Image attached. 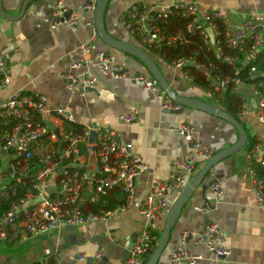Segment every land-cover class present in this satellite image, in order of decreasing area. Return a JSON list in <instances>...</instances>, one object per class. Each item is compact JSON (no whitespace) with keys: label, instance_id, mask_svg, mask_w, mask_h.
<instances>
[{"label":"crops","instance_id":"1","mask_svg":"<svg viewBox=\"0 0 264 264\" xmlns=\"http://www.w3.org/2000/svg\"><path fill=\"white\" fill-rule=\"evenodd\" d=\"M24 1L0 0V56L6 61L10 78V84L0 90V104L17 92L42 94L47 97L50 110L64 108L70 111L82 129L107 127L117 131L126 143L133 146V153L144 161L148 170L136 180L133 205L125 212L113 214L107 224L63 228L26 241L18 238L20 234L17 230L7 241L0 242V264H35L56 253L60 254V264H124L126 248L147 226L141 210L153 181L173 182L179 175V163L194 154L192 144L173 129L183 125L193 127L194 137L212 148L215 155L235 144L239 134L226 121L197 109L185 107L179 114L165 113L151 92L130 79L109 80L100 76L97 88L87 96L69 92L59 75L69 70L74 57L72 53L82 44H91L94 54L99 51L112 54L130 75L151 74L137 58L112 49L98 36L95 37V27L87 25L94 17L92 13H81L80 22L74 28H50L59 3L64 5L68 17L74 12H81L90 0H33L22 17L11 19L20 16ZM190 2L218 8L234 23L253 20L258 25L264 24V0H110L105 15L106 28L116 39L137 46L118 24L120 16L130 6L140 3L169 6ZM138 47L148 52L179 95L222 108L215 100L208 98L205 88L196 85L195 81L188 82L183 70L162 61L146 47ZM88 71L91 75L96 74L93 67ZM252 100L249 112L241 123L249 140L261 142L264 151V125L256 119ZM131 109L138 112L136 122L127 126L119 124L118 117ZM47 119L50 127H58L56 117L48 115ZM250 149L248 143L244 150L220 161L202 183L208 185L217 178L223 179L225 194L221 200H216L211 187L203 191L202 184L199 185L184 207L159 264H169L167 257L172 250L179 248L182 230L202 234L208 220L219 224L223 244L231 252L229 258L215 264H264V208L256 206V199L250 190ZM13 160L11 154L0 148V168L5 170L0 185L4 187L15 179L10 170ZM206 163H197V173ZM182 191L172 193V205ZM96 198L93 186H85L82 189L81 207L88 210ZM201 205H216L217 210L207 216L195 210L196 206ZM171 208L162 218L160 225L163 229ZM190 243L195 252L205 257L210 255L204 247H195L192 241ZM98 252L102 254L101 259L93 260ZM82 255H87L88 259L82 262ZM148 261L149 258L145 264Z\"/></svg>","mask_w":264,"mask_h":264},{"label":"built area","instance_id":"2","mask_svg":"<svg viewBox=\"0 0 264 264\" xmlns=\"http://www.w3.org/2000/svg\"><path fill=\"white\" fill-rule=\"evenodd\" d=\"M96 3L97 0H90L82 7L81 12H74L68 17L64 5L59 3L50 28L55 30L62 26L76 27L80 22L81 13L94 14ZM174 17L188 20L185 32L169 30V22ZM216 20L225 26L223 30L219 29ZM118 24L138 45L154 53L165 47L178 48L188 45L191 42L190 37L194 35L200 36L219 57L222 56L223 48L237 51V56H223V60L229 65H237L238 73L243 71L244 63L248 62L249 70L245 80L241 78L220 80L213 74L215 70L213 65L198 62L195 54L178 57L171 65L183 70L185 79L191 83L195 80L185 68L195 67L203 72L211 85L212 90L207 91L211 100H214V92L233 84L234 91L242 95L243 99L238 116L242 119L248 114L253 98L256 100L254 110L256 119L264 125V71H260L255 64L258 55L264 54V24L258 25L253 20L234 23L218 8L195 2L169 6L152 3L134 4L122 13ZM87 25L95 27L94 17ZM94 30L97 37L96 29ZM209 31L213 32V43ZM72 55L74 57L69 70L59 75L71 93L77 92L81 97L87 96L97 88L100 76L109 80L130 79L151 92L160 103L162 111L175 112L182 108L180 104L169 99L157 79L151 75H130L110 53L99 51L94 54L91 44H82ZM158 57L166 61L160 54ZM90 67L95 69V75L89 74ZM9 84L7 64L0 56V90ZM245 90L247 93H244ZM47 103V97L42 94L17 92L0 104V124L7 121L11 125L4 128L0 134V148L14 158L10 165L14 178H17L18 182L28 180L36 191L35 194H28L26 198L16 203L7 215L0 217V242L7 241L9 231L16 228L20 238L26 241L66 227L78 228L93 223L107 224L113 214L125 212L133 205L136 180L148 170L144 161L133 153V146L126 143L117 131L107 127L96 129L87 127L79 131L68 128L76 124L73 114L64 108L50 110ZM48 115L57 118L58 127H50L47 124ZM137 116V110L131 109L120 115L118 122L123 126L131 125L136 122ZM173 130L192 144L194 154L179 163V175L173 182L153 181L141 210L147 226L129 249L128 259L124 264H145L146 260L150 259L156 249L154 244L156 243L157 247L160 240L154 234L155 232L162 234L164 230L160 225L162 218L173 206L172 193L182 191L196 175V165L199 161L206 163L215 155L212 148L194 137L193 127L183 125ZM91 148L95 149L97 160L95 166L90 162ZM248 161L250 190L256 199V206L264 208V179L260 177L259 168L255 166L258 163L260 168L264 169L261 142H257L249 150ZM71 169L80 172L72 174ZM4 172L5 170L0 168V180ZM87 185L93 186L97 197L106 196L116 188H122L127 194L126 203L104 215L86 212L80 202L82 189ZM211 188L216 200H221L225 194L223 179L214 180ZM4 189L5 187L0 185V196ZM195 210L209 216L217 207L201 205L196 206ZM205 227L202 234L182 230L180 246L171 251L167 262L215 264L229 258L231 252L223 244L219 224L208 220ZM191 241L195 247H204L210 255L205 257L195 252L190 247ZM101 257L102 254L98 252L93 256V260H99ZM87 259V255L80 257L82 262ZM35 264H60V254L43 258Z\"/></svg>","mask_w":264,"mask_h":264},{"label":"trees","instance_id":"3","mask_svg":"<svg viewBox=\"0 0 264 264\" xmlns=\"http://www.w3.org/2000/svg\"><path fill=\"white\" fill-rule=\"evenodd\" d=\"M219 24V29L223 30L225 27L221 22L216 20ZM188 24V20H185L180 17H174L169 22V30L171 32H185L186 26ZM191 42L188 45L178 46V48H168L165 47L160 51L155 53L160 54L165 58L168 63H172L175 59L181 56H192L197 55V61L200 63L212 64L213 68L215 69L213 74L220 78V80H226L227 78H241L246 79L247 72L249 68H244L241 73H238L236 70L237 65H229L224 62L223 56H237L238 52L223 48L222 56L219 57L217 52L213 50L211 46H208L204 43L203 39L198 36L194 35L190 37ZM260 71H264V55L259 54L258 60L255 63ZM185 71L190 74L194 80L196 85L202 86L207 91H211V85L207 82V79L201 71L195 67H187ZM249 82H251L249 80ZM214 100L217 102L218 105L222 107L227 113L231 116L236 118L237 120L241 121V118L238 116V113L242 109L243 106V99L242 95H239L234 91V85L229 84L224 89L219 92H214ZM7 121H3L0 124V134L2 130L6 127H11ZM68 128L74 129L76 131L82 130V127L78 124H74ZM249 147L252 148L257 142L255 140H249ZM257 168H259L260 177L264 179V169L260 168L258 163L255 164ZM80 172L76 169H71V173L75 174ZM35 190L33 189L32 184L23 179L22 182H18L17 178L13 180V182L6 186L0 196V217L7 215L12 207L26 198L28 194H35ZM127 200V194L124 192L122 188H118L115 191L111 192L106 196H98L94 202L90 204V208L85 210L86 212H92L99 215H104L108 212L115 211L117 208L125 205ZM16 229H11L9 231V237L11 234L17 232ZM20 234V233H19ZM156 237L160 239V232H155ZM20 238V235H18ZM156 248V243L154 244V249Z\"/></svg>","mask_w":264,"mask_h":264},{"label":"water","instance_id":"4","mask_svg":"<svg viewBox=\"0 0 264 264\" xmlns=\"http://www.w3.org/2000/svg\"><path fill=\"white\" fill-rule=\"evenodd\" d=\"M30 1L33 0H26L23 3L22 11L20 16L14 18V17H8L11 19H19L24 15L28 8V4ZM110 0H97L96 3V9L94 12V25L96 32L98 34V37L102 40L104 44H106L108 47L130 54L133 57L137 58L142 62V64L145 65L148 72L153 76L155 79L158 80L159 84L161 85L162 89L166 92L169 99L172 101L178 103L181 105V109L179 111H164L165 113H173V114H179L184 111L185 107L197 109L200 111H203L209 115L215 116L217 118H220L224 121H226L228 124H230L239 134V138L235 144L230 146L229 148L217 153L215 156H213L206 164L205 166L188 182V184L185 186L184 190L181 192L180 196L176 200V202L173 204L166 223L164 230L161 234L159 243L157 244V247L155 251L153 252L152 256L150 257L148 264H159L161 258L164 256L166 250L168 249V246L170 244L172 232L176 226V223L184 209V207L188 204L190 199L194 196V193L196 189L201 185L204 180L207 178V175L211 172L212 169L215 168V166L222 160L226 159L227 157L236 154L239 151L244 150L249 142V136L248 133L244 127V125L231 116L229 113H227L222 108L215 106L211 103L204 102L199 99L194 98H187L179 95L171 86L165 75L163 74L162 70L158 66V64L153 60V58L146 52L144 49L126 41H121L116 39L108 29L106 28L105 24V15L106 10L108 7ZM211 37H212V43H213V32L209 31ZM248 65V62H245V66ZM255 79H258L255 77ZM246 93V91H244ZM252 106L253 108H256V101L252 100ZM95 138V134H93V139ZM96 154L95 149H90V162L92 166L96 165ZM214 181H211L208 185L203 186V191H206L207 188L211 187ZM66 228H75V227H66ZM135 238L132 239V242L130 245L126 248L125 252L123 253V261L125 262L128 259L129 255V249L135 242Z\"/></svg>","mask_w":264,"mask_h":264}]
</instances>
